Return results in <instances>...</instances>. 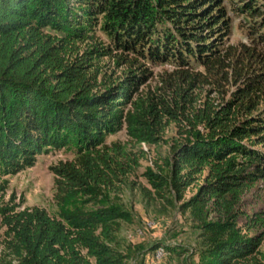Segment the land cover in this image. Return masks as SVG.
<instances>
[{
	"label": "trees",
	"instance_id": "trees-1",
	"mask_svg": "<svg viewBox=\"0 0 264 264\" xmlns=\"http://www.w3.org/2000/svg\"><path fill=\"white\" fill-rule=\"evenodd\" d=\"M227 1L0 0V178L73 153L50 166L55 212L0 206V264H127L120 193L143 143L169 144L143 190L198 222L193 246L171 247L183 264H264V233L248 232L264 217L239 223L264 183V0L233 6L250 19L239 44Z\"/></svg>",
	"mask_w": 264,
	"mask_h": 264
},
{
	"label": "rangeland",
	"instance_id": "rangeland-1",
	"mask_svg": "<svg viewBox=\"0 0 264 264\" xmlns=\"http://www.w3.org/2000/svg\"><path fill=\"white\" fill-rule=\"evenodd\" d=\"M233 2L231 3L228 0L225 3L228 15L231 18V31L225 41L232 44L250 42L245 26L250 19L246 14L233 9V6L240 3V0H233ZM261 3L264 9V1H261ZM161 69L163 67H155L154 72H159ZM174 134L175 130L172 126L167 138H171ZM112 140L127 141L126 131L123 129L107 138L108 142ZM141 147L146 151V157L141 161V167L130 177L134 185L124 187L120 193L122 202L133 213V221L124 222L119 234L123 248L126 252L131 250V257L127 260V264H183L184 256L173 252L171 247L179 244L193 246L196 232L194 226L198 222L192 217L189 210H181L180 205L183 201H179L175 206H172L157 196L147 195L143 190V187L152 190L143 175L144 172L148 167L156 168L155 163H160L161 158L169 154V144L160 143L149 146L143 143ZM72 157L71 150L52 149L39 155L32 167H28L15 175L1 177L0 183L5 179L8 182L4 192L0 191V206L9 202L20 204L19 208L39 206L50 213L55 212V183L50 166L60 160H69ZM197 190V186L192 185L187 189L185 199L197 193ZM242 203L241 208L245 214L239 217V223L242 226L245 227V224H247L246 215L255 216L258 214L264 217V183L262 181L257 182L247 191L243 195ZM147 222H154L153 227L146 228ZM138 229L143 230V233L138 235ZM244 230L246 232L247 228L245 227ZM4 231L5 228L0 226V253L3 248ZM248 232L250 234L264 233V226L258 224L251 227ZM161 244L167 246L168 249L165 248L164 254L158 259L156 249ZM259 250L264 257V239Z\"/></svg>",
	"mask_w": 264,
	"mask_h": 264
},
{
	"label": "built area",
	"instance_id": "built-area-1",
	"mask_svg": "<svg viewBox=\"0 0 264 264\" xmlns=\"http://www.w3.org/2000/svg\"><path fill=\"white\" fill-rule=\"evenodd\" d=\"M153 224L154 222H147V227L146 228H152L153 227ZM143 233V230H140L138 229L137 230V234L140 235ZM164 247L163 246H159L157 249H156V257L159 259L161 258V256L164 254Z\"/></svg>",
	"mask_w": 264,
	"mask_h": 264
}]
</instances>
